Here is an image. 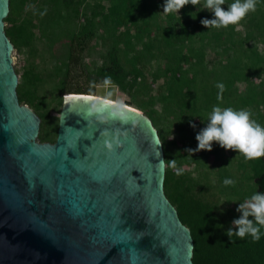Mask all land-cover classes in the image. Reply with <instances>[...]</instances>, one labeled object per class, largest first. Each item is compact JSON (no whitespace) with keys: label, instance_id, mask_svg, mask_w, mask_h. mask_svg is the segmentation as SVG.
<instances>
[{"label":"trees","instance_id":"1","mask_svg":"<svg viewBox=\"0 0 264 264\" xmlns=\"http://www.w3.org/2000/svg\"><path fill=\"white\" fill-rule=\"evenodd\" d=\"M164 3L9 0L4 31L24 62L15 68L18 101L40 119L38 140L54 143L64 96H95L90 85L110 76L128 97L124 104L158 132L164 194L190 233L192 264H264V236L232 243L225 234L241 215L239 203L264 193V157L248 161L215 143L212 151H188L214 106L247 109L264 126V0L226 29L203 26L214 15L200 6L166 15ZM218 83L225 85L222 100ZM173 159L176 169L167 161Z\"/></svg>","mask_w":264,"mask_h":264},{"label":"water","instance_id":"2","mask_svg":"<svg viewBox=\"0 0 264 264\" xmlns=\"http://www.w3.org/2000/svg\"><path fill=\"white\" fill-rule=\"evenodd\" d=\"M8 13L0 0V264H192L150 119L127 105L126 120L107 104L93 113L86 98L99 99L68 94L55 142L38 141L40 119L16 93Z\"/></svg>","mask_w":264,"mask_h":264},{"label":"clouds","instance_id":"3","mask_svg":"<svg viewBox=\"0 0 264 264\" xmlns=\"http://www.w3.org/2000/svg\"><path fill=\"white\" fill-rule=\"evenodd\" d=\"M258 0H233L225 9L226 0H165L163 6L164 14H179L181 9L191 4L200 6L214 15L213 19H203L201 24L206 28H228L230 25L238 26L249 13L257 10ZM193 15V14H192ZM195 18V16H193ZM237 31L239 28L237 27ZM96 87L93 82L90 89ZM105 98L94 100L91 97L86 98L91 102V111L99 113L103 111V105L107 104L111 109L112 116L120 119H127V107L123 101L113 102L110 98L115 94L116 86L111 77H105L103 80ZM218 100H222L225 85L218 83ZM72 99L65 95L66 102ZM195 127V125H192ZM198 146L196 149H188L189 153L194 151H212L213 144H219L225 150H231L242 155L246 160L252 161L264 157V126L258 123L252 117V113L247 109H234L232 107L214 106L207 117V124L196 135ZM118 143V142H117ZM109 150L113 145L107 143ZM166 160L161 159L159 164L163 165ZM173 169H176V161L167 160ZM225 186H234L235 181L231 179L224 180ZM241 215L232 221V228L225 233L232 243L233 237L243 240L251 237L253 242L260 241L264 236V193L255 192L249 198L239 203L236 209Z\"/></svg>","mask_w":264,"mask_h":264},{"label":"rangeland","instance_id":"4","mask_svg":"<svg viewBox=\"0 0 264 264\" xmlns=\"http://www.w3.org/2000/svg\"><path fill=\"white\" fill-rule=\"evenodd\" d=\"M12 55H13V67H14V69L16 68L18 70H21L22 65L24 64L22 57L19 56V54L16 52L15 49L13 50ZM94 95L95 96H101V97L105 98V90H104L103 84L97 85L95 87ZM110 99L114 100V101L120 100V101H123V103H126L128 101V97L125 96L124 94H122L117 88L115 90V94ZM140 112H142V111H140ZM184 168L190 170V168H188V167H184Z\"/></svg>","mask_w":264,"mask_h":264},{"label":"bare ground","instance_id":"5","mask_svg":"<svg viewBox=\"0 0 264 264\" xmlns=\"http://www.w3.org/2000/svg\"><path fill=\"white\" fill-rule=\"evenodd\" d=\"M97 99H99V100H102V99H104V98H101V97H97V96H95ZM113 101V100H112ZM113 102H115V101H113Z\"/></svg>","mask_w":264,"mask_h":264}]
</instances>
